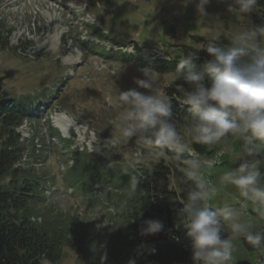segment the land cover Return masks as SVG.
<instances>
[{"label": "rangeland", "instance_id": "1", "mask_svg": "<svg viewBox=\"0 0 264 264\" xmlns=\"http://www.w3.org/2000/svg\"><path fill=\"white\" fill-rule=\"evenodd\" d=\"M230 4L211 0L207 21L200 23L195 3L185 0H0V24L9 32L8 47L0 50V77L10 97L36 106L18 128L20 164L43 168V214L58 225L67 223L73 240L56 264H100L111 252L120 259L127 233L119 214L129 209V180L122 171L152 167L158 158L147 156L146 146L133 137L111 145L120 130L107 97L133 88L148 93L135 82L145 78L144 69L157 73L163 92L174 75L167 58H178L181 45H205L216 25L224 34L219 41L230 44L232 34L246 26L228 10ZM223 150L221 163L211 170L213 183L238 166L233 153L240 151L239 142ZM138 155L143 159L129 167ZM239 199L227 186L214 204L239 208ZM247 211L254 229L264 231V219L251 206ZM234 258L235 264H261L264 254L240 238Z\"/></svg>", "mask_w": 264, "mask_h": 264}, {"label": "clouds", "instance_id": "2", "mask_svg": "<svg viewBox=\"0 0 264 264\" xmlns=\"http://www.w3.org/2000/svg\"><path fill=\"white\" fill-rule=\"evenodd\" d=\"M188 2L195 3L199 22L205 23L211 0H185ZM234 3L238 7L230 4L228 10L243 16L256 8L258 0ZM222 34L216 25L206 34L209 43L195 46L206 47L211 55L202 70L194 62L196 53L189 52L174 71L170 85L181 78L189 85L176 86L179 95L175 99L190 106L183 122L174 116L172 97L160 91L159 76L148 69L143 70L144 79L135 81L148 93L133 88L107 97L108 105L116 110L120 130V137L111 139L112 146L121 139L127 143L136 137L146 146L147 156L159 157L168 151L179 166L187 185L179 224L192 241L195 264H235V241L240 238L264 254V231L254 229L247 211L251 206L264 219V25L249 23L232 34L230 44L217 46ZM232 141L240 145V151L233 153L238 166L223 172L213 183L211 170L221 163L223 145L230 146ZM193 144L215 152L212 156L199 155L193 151ZM142 159L138 155L129 167ZM124 171L127 173L128 168ZM137 183L133 176L132 190ZM227 186L238 192L239 208L214 204L220 189ZM59 207L65 209V202H59ZM146 224L141 234H155L163 228L157 220H147Z\"/></svg>", "mask_w": 264, "mask_h": 264}, {"label": "trees", "instance_id": "3", "mask_svg": "<svg viewBox=\"0 0 264 264\" xmlns=\"http://www.w3.org/2000/svg\"><path fill=\"white\" fill-rule=\"evenodd\" d=\"M231 2L236 6L234 0ZM242 17L245 25H264V0H258L256 8ZM3 28L0 24V50L9 45V32ZM208 43L209 40L205 41V45ZM216 44L224 46L220 41ZM189 52L196 53L194 62L198 70H202L211 59L206 47L197 49L181 45L179 57L167 60L166 68L175 71L180 58ZM177 85L189 87L181 78L171 85L167 84L163 93L172 97L174 116L183 122L190 114V106L182 105L175 99V95H179ZM35 108L10 97L4 79L0 77V264H56L61 258L63 246L73 241L67 223L58 225L56 218L51 221L43 214L42 200L47 195L41 186L45 182V173L34 165L20 164L23 147L17 128L24 119L34 116ZM192 149L206 156L215 152V149L199 144H193ZM38 162L41 164L43 161ZM124 169L122 173L129 180L125 182L129 183L126 185V207L129 206V209L120 217L125 216L123 224L127 240L122 241L120 259L115 260L118 254L111 252V257L110 254H103L100 264H129L130 261L135 264H195L192 241L187 237L186 229L179 224V211L186 198L187 185L172 154L165 151L153 161L152 167H142L138 171L128 169L127 173ZM261 170L264 171V168ZM133 176L138 179L134 190L131 187ZM38 217L41 219L38 220ZM147 220L160 221L162 230L155 234H141V230L147 227Z\"/></svg>", "mask_w": 264, "mask_h": 264}]
</instances>
